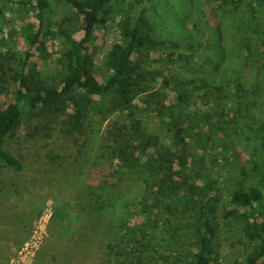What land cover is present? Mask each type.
<instances>
[{
    "label": "trees",
    "instance_id": "1",
    "mask_svg": "<svg viewBox=\"0 0 264 264\" xmlns=\"http://www.w3.org/2000/svg\"><path fill=\"white\" fill-rule=\"evenodd\" d=\"M113 1L56 0L68 15L59 23L61 71L52 75V82L32 64L33 50L42 55L47 50L45 29L51 20L46 15L52 5L47 0H7L6 7L0 5V21L4 10L16 7V15L25 21L21 34L29 45L25 52L7 53L11 44L0 28V162L9 172L0 178L1 209L27 192L25 168L6 149L25 116L51 112L65 136L72 137L84 133L97 115L102 122L114 124L108 127L96 167L84 165L76 171L65 159V176L72 174L82 188L75 215L69 214L74 208L71 203L55 211L57 226L75 217L85 225L90 222L94 229L106 230L110 240L103 248L106 256L101 264H221L216 242L222 232L232 246L236 245L234 236L244 245L241 264H264V167L254 160V184L239 188L225 200L217 168L221 156L233 153L225 148L210 154L206 147L209 141L227 147L244 127L264 143V123L256 121L251 108H242L264 72L257 61L258 56L264 59V42L248 39L243 45L246 72L235 76V81L216 85L211 69L194 66L204 39L184 33L162 39L146 17L148 1L135 0L128 3L117 23L121 38L109 51L99 75L90 48L96 32L114 20ZM226 1L238 6L236 0ZM205 7L200 14L205 18L211 14L215 25L211 9ZM32 15L38 24L26 22ZM81 32L83 38L78 41L75 35ZM151 55L166 64L151 69L147 66ZM166 71L171 72L167 75ZM169 87L201 93L203 105L191 107L181 99L163 101L161 92ZM142 103L153 107L171 141L147 130L140 115ZM205 107L210 110L197 117ZM39 216L40 212L33 219ZM136 217L141 220L134 223ZM13 231L22 242L30 235L25 223ZM55 236L56 227H52L50 237Z\"/></svg>",
    "mask_w": 264,
    "mask_h": 264
},
{
    "label": "rangeland",
    "instance_id": "2",
    "mask_svg": "<svg viewBox=\"0 0 264 264\" xmlns=\"http://www.w3.org/2000/svg\"><path fill=\"white\" fill-rule=\"evenodd\" d=\"M47 1L52 5L51 13L46 15V18L51 20L47 22V25L51 23V26L45 29L48 32L45 39L47 50L43 55L38 50H33L32 64L36 66L38 74H43L46 80L52 82V75L61 71L59 60L63 51V39L59 35V23L63 17H67L68 11L62 4L57 5L56 0ZM130 1L135 0L123 2L114 0L112 5L114 20L107 27L100 28L96 32L90 52L99 75L105 68L109 51L121 38L117 23ZM146 1H148L146 17L162 39L168 40L175 34L181 33L193 36L199 41L204 39L203 48L195 56L194 66L197 68L205 66L211 69L213 73L209 69L208 71L211 72L216 85L235 81V76L240 77L243 71L246 72L247 64L243 45L248 39L255 41L260 38L264 42V0H236L238 6L226 0ZM0 5L2 8L6 7L7 0H0ZM204 6L211 9L216 19L215 25L211 24L213 21L211 14L207 18L200 14ZM12 8L13 10H4L5 17L0 21V28L3 29L6 39L11 44L5 51L7 53L25 52L29 49L28 43L21 34L25 21L16 15L14 11L16 7L12 6ZM26 22L38 24L35 15L27 18ZM75 38L78 41L81 40L83 33H77ZM258 42H255L257 50L258 45L261 46ZM176 58L179 61L178 55ZM257 61L264 67V59L261 56L257 57ZM163 63L159 61V57L151 55L147 66L159 70L166 64ZM181 65L185 66V63L182 62ZM169 72L166 71L165 74L169 75ZM167 79H169L168 76ZM160 82L163 84V78ZM256 84V90H253L251 97L248 96L244 100L242 108L245 110L247 106L251 108L256 121L264 123V72ZM234 88L239 92V89ZM161 94L165 102H168V98L170 101L181 99L189 103L191 107L200 108L203 101L202 94L199 92L173 87L162 91ZM9 98H12V95ZM204 105L207 106L206 103ZM139 106L140 115L147 130L165 141H171V136L155 117L153 107L150 108L143 103ZM209 110L210 107L208 109L205 107L204 111H200L204 113L197 114V117L206 114ZM248 123H245L247 127ZM113 124V121L102 122L96 115L90 120L88 129L84 133L67 137L61 131L62 124L51 112L40 111L35 116L24 117L23 124L9 139L6 149L25 168L23 180L27 192L20 199L6 202L3 210L1 209L3 201L0 203V264H8L12 260L18 263V252L34 236L37 241L34 242V244L37 243L34 247L35 253L32 252L25 257L23 262L19 261L20 264H101L102 258L106 256L103 248L110 240L106 230L101 227L94 229L90 222L85 225L76 221L75 217L67 220L66 224L64 220L63 227L57 226L58 219L55 220L54 215L55 211L65 208V203L74 205L69 214L75 215L78 208L75 201L82 188L72 174L68 173L67 177L65 176V159L71 162L69 167H73L76 171L81 170L84 165L96 167L100 147L108 127ZM87 141L88 143L85 144ZM228 143L227 147L215 146L212 141L206 143L207 152L210 154L221 153L225 148L233 153L227 157L221 156L217 168L222 182L221 195L225 200L239 188H248L254 184L256 181V176L252 172L254 160L264 167V143L260 136L255 135L249 127L241 128L238 138ZM99 163H102V160ZM8 173L0 162V178L6 177ZM82 180L81 183H84L85 178L82 177ZM39 212V218L33 219ZM140 220L141 218L136 217L134 223ZM20 223H25L30 231L29 237L23 242L13 231ZM221 224H225L222 216ZM52 227H56L55 238L50 237ZM228 239L230 238L222 232L216 242L221 264H241L244 259V245L241 241L238 242L236 236H234V241H237L234 242L235 246H232V240L228 241Z\"/></svg>",
    "mask_w": 264,
    "mask_h": 264
},
{
    "label": "built area",
    "instance_id": "3",
    "mask_svg": "<svg viewBox=\"0 0 264 264\" xmlns=\"http://www.w3.org/2000/svg\"><path fill=\"white\" fill-rule=\"evenodd\" d=\"M34 242L36 241V236H34L33 238L30 239V241L26 244H24V246L21 248V250L18 252V256H19V261L23 262V259L25 257H27L28 255H31L32 252L35 253L34 247L36 246L37 243L34 244ZM37 249V248H36ZM18 261V263L16 261H11L8 264H20V262Z\"/></svg>",
    "mask_w": 264,
    "mask_h": 264
}]
</instances>
